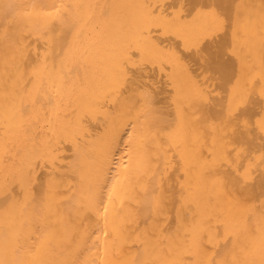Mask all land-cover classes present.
Listing matches in <instances>:
<instances>
[{"label": "bare ground", "instance_id": "1", "mask_svg": "<svg viewBox=\"0 0 264 264\" xmlns=\"http://www.w3.org/2000/svg\"><path fill=\"white\" fill-rule=\"evenodd\" d=\"M0 264H264V0H0Z\"/></svg>", "mask_w": 264, "mask_h": 264}]
</instances>
